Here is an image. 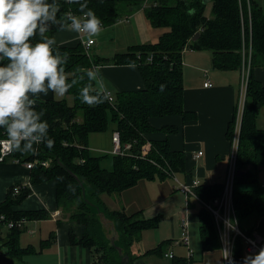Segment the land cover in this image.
Here are the masks:
<instances>
[{
  "label": "trees",
  "instance_id": "obj_1",
  "mask_svg": "<svg viewBox=\"0 0 264 264\" xmlns=\"http://www.w3.org/2000/svg\"><path fill=\"white\" fill-rule=\"evenodd\" d=\"M57 2L59 15H82L80 4ZM122 2L125 4L123 11L128 7L142 8L153 28L167 30L157 43L131 46L127 52L113 58L88 54L80 42L73 47L61 46L60 50L68 54L65 69L70 82L104 63L115 66L134 64L140 70L144 87L116 92L115 96L110 92L112 100L90 107L79 99V88L88 82L85 78L67 93L72 96L73 105H68L65 100L38 98L36 107L38 111H45L43 119L49 123V136L55 141L54 147L49 150L39 145L35 155L13 151L6 158L18 159L22 163L37 161V164L30 170V185L11 187L0 204V217L4 216L7 221L47 220L51 214L46 210L18 211L15 208L32 195L33 186L54 181L58 210L82 229L81 238L70 232V243L90 250L96 264H124L117 247L124 255H129L131 264L143 262L147 257H165V243L143 255H133L143 232L159 226V217L146 220L140 214L129 215L124 209L109 210L102 196H120L142 180L165 181L170 174L187 173L186 154L172 150L169 140L152 137L158 133L169 137L178 131L176 127L155 128L154 119L175 116H180L184 122L197 119L195 113L184 108L183 55L187 50L211 52L213 65L220 71L241 70L243 49L251 51L233 202L240 227L253 214L264 216V187L260 186V173L264 169V129L257 127L264 106V85L255 76V69L264 67L262 6L256 0H211L212 14L208 18L203 0H80L101 19L103 28L113 26L120 19L123 12L119 5ZM59 32L62 31L53 27L48 35L55 37ZM97 88L94 82L92 91ZM111 124L113 132H119L122 145L132 143V150L129 156H112L113 168L108 170L102 166L104 157L99 158L91 152L89 140L91 135L107 132ZM234 127L235 121L232 120L228 126L229 140L233 137ZM3 138L6 137L0 130V139ZM146 144H150V149L143 155ZM46 162L49 166L43 165ZM250 184L258 185V188L244 189ZM16 186H21L18 193L14 191ZM223 191L224 185L203 184L195 194L202 201L210 202L220 197ZM198 217L203 253L220 250L222 245L213 215L202 206ZM104 220L117 233L114 243L111 242L113 235L109 234L111 229L107 230L108 238L102 234ZM3 224L0 221V227H4ZM22 233V229L14 228L7 235L6 246L13 259L23 260L26 255L36 253L32 247L20 246ZM244 247L243 240L236 239L235 264H243ZM171 264H188V260L174 257Z\"/></svg>",
  "mask_w": 264,
  "mask_h": 264
},
{
  "label": "crops",
  "instance_id": "obj_2",
  "mask_svg": "<svg viewBox=\"0 0 264 264\" xmlns=\"http://www.w3.org/2000/svg\"><path fill=\"white\" fill-rule=\"evenodd\" d=\"M256 1L264 10V0ZM166 31L163 28H153L142 8L133 9L128 7L124 9L116 24L103 28L100 38H111L116 45L115 53L120 54L127 52L134 45L157 43ZM79 36L71 30L65 29L57 33L55 39L60 46L73 47L80 42ZM96 38L94 46L98 44ZM93 54L95 57H100L97 53ZM97 69L100 73V81L97 83V87L102 83L105 90L111 92L114 96L116 93L114 94L111 88L115 92H121L138 90L144 87L140 70L136 65L135 67L130 65L115 66L104 63ZM183 72L184 108L188 112L195 113L197 119L193 122H184L180 116L154 119L152 124L155 128L176 127L178 131L169 137L161 133L152 137L158 140L167 139L172 150L186 154L187 173L178 175L181 177V179L178 177L181 182L190 184L197 180L200 185H225L232 145L234 142L239 144V139H236L235 136L239 122V107L242 102L245 103L246 99L247 86L245 87L243 79V65L241 70L220 71L215 69L213 65L211 52L187 50L183 55ZM255 76L264 85V67L256 68ZM208 82L212 85L211 87L205 86ZM39 98L47 100L54 98V96L53 93L49 92L46 96L41 94ZM232 120L235 121V127L233 137L229 140L227 137L228 126ZM111 126L113 125L111 124ZM257 127L264 129L263 108L258 116ZM112 135L109 136L110 139ZM91 139L89 141H92ZM90 150L92 153L97 151L93 148H90ZM200 152H202V156H199ZM263 173L264 169H262L260 175ZM17 184L30 185V170L26 168L25 163L16 164L12 159L0 162V204L5 201L8 190ZM32 191V195L15 210H46L51 214V217L47 220L26 221L22 228L23 232L26 231L31 235L35 233V230L41 232V239L36 244L34 241L25 245L23 234L20 237V246L22 248L32 247L36 253L26 255L23 260L13 259L8 254L6 246L9 230L2 226L0 227V264H96L90 250L70 243V232L73 231L76 236L81 238L82 229L66 219L62 211L58 210L56 183L51 181L33 186ZM102 201L112 211L124 209L129 215L140 214L142 219L152 220L156 217L161 219L156 229L144 231L141 241L136 245L139 246L138 253H135L133 249L134 256L143 255L165 243L163 250L165 255H173L168 259L174 257L185 258L188 260V264H223L222 248L213 252L203 253L202 251L200 254L201 260L199 258L197 261L195 259L196 251L193 252L189 246L192 250L191 262H189L188 247L183 244H174L181 237L182 221L188 220L190 243L193 242L194 248L197 250L196 226L199 225V217L196 214L195 217L193 216L192 204L198 203L202 206L196 197L188 196L176 189L174 181L170 179L165 181L142 180L135 187L124 191L120 196L103 195ZM45 221L50 222L52 226L51 224H49L50 226L40 224ZM104 223L110 224L105 220ZM165 223H168L167 226H165ZM31 224L34 225V230L29 227ZM193 225H195L196 230L194 229L192 233L190 228ZM5 228L8 232L6 235H2ZM241 229L248 235L264 234V216L251 215L242 222ZM169 248H171V251H169ZM244 250L245 256L248 255L246 247H244ZM147 258L143 261L146 264H159L156 261L162 259L156 258L157 260H155L153 258L148 260Z\"/></svg>",
  "mask_w": 264,
  "mask_h": 264
},
{
  "label": "clouds",
  "instance_id": "obj_3",
  "mask_svg": "<svg viewBox=\"0 0 264 264\" xmlns=\"http://www.w3.org/2000/svg\"><path fill=\"white\" fill-rule=\"evenodd\" d=\"M66 3L80 4L82 15H59L57 0H0V130L14 152L35 155L39 145L49 150L54 147L49 123L43 119L45 111L36 107L41 94L51 92L64 97L87 78L88 82L78 90L82 103L94 107L109 99L102 83L92 91L93 83L100 81L98 69H88L69 81L65 69L68 54L61 52L55 37L48 35L53 27L59 31L69 29L89 39L103 31L101 19L87 3ZM237 224L238 221L226 220L225 228L237 231ZM222 251L228 264H235L230 251ZM243 264H264V246L246 255Z\"/></svg>",
  "mask_w": 264,
  "mask_h": 264
},
{
  "label": "built area",
  "instance_id": "obj_4",
  "mask_svg": "<svg viewBox=\"0 0 264 264\" xmlns=\"http://www.w3.org/2000/svg\"><path fill=\"white\" fill-rule=\"evenodd\" d=\"M79 41L83 45L86 53H90L91 48L95 44V39L87 38L86 36H79ZM243 79L245 87L247 86V81L250 74V67H251V51L245 48L243 49ZM206 87H211L212 85L208 82L205 84ZM109 99L112 100V95L110 92H107ZM244 102H242L239 112V122L237 126V130L235 132L236 139H239L240 136V129H241V119L244 110ZM235 139V140H236ZM112 156H129L131 155L132 150V143H127L122 145L121 137L119 132L115 131L112 135ZM238 143L234 142L232 145V149L230 151L229 160H228V171L227 177L224 185L223 194L220 197L213 199L210 202H204L199 199L196 194L195 190L200 186V182L197 180L193 181L192 183H183L178 179V175L170 174V178L173 179L174 183L176 184V189L180 190L181 192L185 193L188 196L196 197L199 202L202 204L204 208H206L214 217V221L216 224V228L218 230V234L220 237L222 249H226L230 251L233 259V252H234V245L236 239L240 238L243 240L244 245L246 247V253H254L259 250L261 246H264V234H254L248 235L243 232L239 223L237 224V231H231L230 229L225 228V221L226 220H234L238 221L234 209V190H235V183L238 174L237 170V162H238ZM150 149V144H146L143 148V155L147 154ZM12 150H10L8 141L6 138L0 139V162H3L7 157L12 154ZM199 156H202V152L199 153ZM16 164L22 163L20 160L13 161ZM37 161L25 163V166L28 170H31ZM44 166H49V163H43ZM25 187V186H24ZM264 187V185H263ZM21 186H16L14 191L18 193ZM0 221L3 222L4 227L8 228V230L18 228L22 229L24 224L26 223L25 220L14 221L5 220L4 216L0 217ZM174 244H183L188 247L189 249V261L192 256V250L189 248L190 246V236H189V221L183 220L182 221V232L181 237L178 241H175ZM223 252V251H222ZM167 258L173 257L172 254H166ZM223 264H228V261L224 259V252H223Z\"/></svg>",
  "mask_w": 264,
  "mask_h": 264
},
{
  "label": "rangeland",
  "instance_id": "obj_5",
  "mask_svg": "<svg viewBox=\"0 0 264 264\" xmlns=\"http://www.w3.org/2000/svg\"><path fill=\"white\" fill-rule=\"evenodd\" d=\"M119 6L122 8V12H123V8H124L125 4L122 2V3H120ZM205 13H206V15L208 17H211V14H212V2H210L208 4ZM95 38H93V39H95ZM96 40L98 41V44L96 46H94L93 48H91L90 53H92V54L93 53H95V54L97 53L100 57H104V58H113L116 55V53L114 51L116 45L114 44V42H113V40L111 38L104 39V38H100V35H99L96 38ZM111 90L113 91L114 94L116 93L115 90H113L112 88H111ZM53 96H54V99L57 100V101L65 100V101H67L68 105H73V98H72L71 95L66 94L64 97H57V96H55L53 94ZM262 108L264 109V106ZM112 131H113V126L110 125V127H109L107 132H105L104 134L103 133L94 134V135H92L90 137V139L92 138L91 139L92 141H89L90 148H93V149L97 150V151H94L93 154L95 156L99 157V158L100 157H104L103 161H102V166L105 167L106 169H112L113 168V157H112V153H111L112 150H113V145H112V141H111L112 138L110 139V137H109V136L112 135ZM97 138H100V139H97ZM100 151H102V152H100ZM105 155H108V156L105 157ZM178 177H180V176H178ZM169 179L173 181V179H171V178H169ZM180 179H181V177H180ZM260 184H261L260 186L263 187V185H264V173L262 175H260ZM257 188H258V185H253V184H250V185L244 187V189H250V190H256ZM191 198H193V197H191ZM192 207L194 209L193 216L195 217V214L198 216L202 206L200 204L198 205V203H193ZM40 224H43L44 226H50L49 224H51V223L48 222V221H45V222H42ZM167 224L168 223H165V226H167ZM51 226H52V224H51ZM29 227H31L30 228L31 230H34V225L33 224L29 225ZM196 228H197V234H196L197 250H195L193 242L190 243V247L193 250V252L196 251L195 252V259L198 261L199 258L201 260L200 254L202 252V247H201V244H200L201 243L200 235L198 233L199 225L196 226ZM196 228H195V225H193L190 228L192 233L194 232V229L196 230ZM107 230H108V228L105 225L101 229L103 236L108 238ZM44 231H46V230H44ZM7 232H8V230L6 228L3 229L2 235H6ZM22 234H23V240H24L25 245L27 243H32L34 241H35V244L39 243V240L41 239V236H42L41 232L40 231L37 232L36 230H35V233L32 234V235L27 233L26 231H24ZM109 234L111 236V232H109ZM171 248H169V251H171ZM138 249H139V246H135L134 247V252L138 253ZM153 258L155 260H157L156 259L157 257H154V256L153 257H148L147 259L151 260ZM170 260H172V259L162 258V259H158V261H156V262L159 263V264H170Z\"/></svg>",
  "mask_w": 264,
  "mask_h": 264
},
{
  "label": "water",
  "instance_id": "obj_6",
  "mask_svg": "<svg viewBox=\"0 0 264 264\" xmlns=\"http://www.w3.org/2000/svg\"><path fill=\"white\" fill-rule=\"evenodd\" d=\"M210 1H211V0H203V3H204L205 5H207L208 3H210ZM196 37H198V35H197ZM75 178H76V177H75ZM84 194H85V190H84ZM104 225H105L108 229H111V231H112V235H113L111 242L114 243L115 240H116V238H117V233L115 232V230H114V228L112 227L111 224H106V223H104ZM117 248H118L119 255L122 257V262H123L124 264H131V263H130V257H129V255H127V254L124 255L122 249L119 248V247H117ZM134 264H146V263H145V262H135Z\"/></svg>",
  "mask_w": 264,
  "mask_h": 264
}]
</instances>
